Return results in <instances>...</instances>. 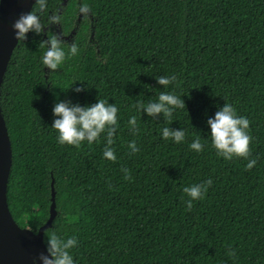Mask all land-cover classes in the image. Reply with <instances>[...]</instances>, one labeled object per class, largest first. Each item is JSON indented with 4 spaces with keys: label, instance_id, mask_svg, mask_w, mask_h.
Instances as JSON below:
<instances>
[{
    "label": "trees",
    "instance_id": "16d2710c",
    "mask_svg": "<svg viewBox=\"0 0 264 264\" xmlns=\"http://www.w3.org/2000/svg\"><path fill=\"white\" fill-rule=\"evenodd\" d=\"M84 2L96 20L95 44L63 73L69 85L60 90L55 74L44 73L42 34L31 32L3 81L15 221L37 233L50 219L54 182L57 216L44 241L53 230L75 235L76 264H264V0ZM63 3L50 0V10ZM173 73L178 79L168 90L183 97L185 108L167 120L137 111V102L165 90L156 77ZM75 82L86 90L74 91ZM97 99L120 110L116 161L103 158V135L91 145H60L51 128L58 100ZM226 102L250 121L251 154L259 158L251 170L245 158L217 156L205 139L207 119ZM163 127L185 129V140L163 139ZM197 135L205 145L199 153L189 148ZM133 139L135 154L128 148ZM208 178L204 198L186 210L183 188Z\"/></svg>",
    "mask_w": 264,
    "mask_h": 264
},
{
    "label": "clouds",
    "instance_id": "9594fccd",
    "mask_svg": "<svg viewBox=\"0 0 264 264\" xmlns=\"http://www.w3.org/2000/svg\"><path fill=\"white\" fill-rule=\"evenodd\" d=\"M79 11L81 15H88L90 6L81 3ZM62 15V10L59 8L50 10V0H34L32 10L21 13L12 24L16 40L25 41L30 32L37 35L43 34L45 28L60 24ZM39 47L44 48L41 63L51 71L57 70L66 58L77 56L80 53V48L75 42L69 45L51 31L48 32V39L41 41ZM156 79L165 90L159 92L156 99H151L147 103L137 102L135 107L137 111H143L149 117L162 114L167 120L178 109L185 108V101L174 90H168V86L177 81V74L160 75ZM75 84L76 82L70 88H74V91L78 93L87 88V86L75 87ZM119 111L116 103H109L104 99H97L94 104L84 105L58 100L52 109L54 119L51 128L56 130V140L60 145L79 147L83 142L91 145L98 142L103 135V158L116 161L117 155L113 145L119 129ZM127 124L133 134L139 131L135 115L128 118ZM207 126L210 131L205 139H210L217 156L227 161L234 158H245L247 159L245 167L249 170L257 165L259 158L252 156L250 148L253 141L250 134V121L247 116L238 114L233 104L226 102L222 107H218L214 118L207 119ZM160 135L165 140L171 139L174 143H181L185 140L186 133L183 128L163 127L160 129ZM204 147L200 135L189 143V148L198 153L203 151ZM128 148L133 154L140 151L134 139L128 142ZM121 171L124 173V178L128 179L129 169L123 167ZM212 183V179L208 178L183 188L187 196L184 200L186 210L192 209L194 201L204 198ZM45 246L46 254L41 253L34 259L33 264H76L72 250L78 248L79 242L75 235L65 238L53 230L46 235ZM227 255L232 259L236 258V252L230 246Z\"/></svg>",
    "mask_w": 264,
    "mask_h": 264
},
{
    "label": "water",
    "instance_id": "95a60500",
    "mask_svg": "<svg viewBox=\"0 0 264 264\" xmlns=\"http://www.w3.org/2000/svg\"><path fill=\"white\" fill-rule=\"evenodd\" d=\"M34 0H0V91L12 56L19 42L12 24L21 13L31 11ZM13 163V150L6 120L0 113V264H33L41 253L46 254L45 232L52 228L57 216L56 192L52 184L51 216L35 233L21 227L8 205V183Z\"/></svg>",
    "mask_w": 264,
    "mask_h": 264
},
{
    "label": "rangeland",
    "instance_id": "374dc122",
    "mask_svg": "<svg viewBox=\"0 0 264 264\" xmlns=\"http://www.w3.org/2000/svg\"><path fill=\"white\" fill-rule=\"evenodd\" d=\"M62 18L60 24L52 25L44 29L42 34V41L48 39V32L51 31L60 36V38L67 44L75 42L79 48L80 53L77 56L66 58V60L59 66L57 70H49L47 67L43 69L44 73L55 74L57 80H60V90L66 84L65 80H61L63 73L71 71L78 62L80 55L85 50L95 44V25L96 20L89 13L88 15H81L79 9L84 0H63ZM86 4V3H85Z\"/></svg>",
    "mask_w": 264,
    "mask_h": 264
}]
</instances>
